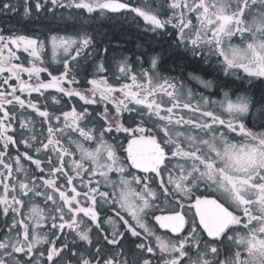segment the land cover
Wrapping results in <instances>:
<instances>
[{
    "label": "snow or ice",
    "instance_id": "snow-or-ice-1",
    "mask_svg": "<svg viewBox=\"0 0 264 264\" xmlns=\"http://www.w3.org/2000/svg\"><path fill=\"white\" fill-rule=\"evenodd\" d=\"M20 8L167 40L115 58L86 30L0 28V264H264V0L0 3ZM213 58L234 79H206Z\"/></svg>",
    "mask_w": 264,
    "mask_h": 264
},
{
    "label": "rangeland",
    "instance_id": "rangeland-1",
    "mask_svg": "<svg viewBox=\"0 0 264 264\" xmlns=\"http://www.w3.org/2000/svg\"><path fill=\"white\" fill-rule=\"evenodd\" d=\"M3 3H11L17 6L19 8L20 3L22 0H1ZM34 2V0H32ZM134 3H140L141 0H133ZM163 2V0H152V3L154 5H159ZM65 3H67V0H65ZM76 17L75 19L66 20L68 17ZM28 26V31H23V23H26ZM47 23L48 27H42V24ZM67 25L64 28L58 27L57 25ZM109 24V26H108ZM72 25H75V27H72ZM4 27L5 31L8 30H19L23 31L26 34L31 35H40L41 38L46 37L47 35L59 32L60 34H73L75 31H81L86 30L89 34L94 35L98 41H100L103 46H111L110 51L112 53V56L115 58H119L120 56H127L132 57L131 54L125 53V49L128 42L132 43L135 42L136 44L142 47L141 41H148L149 43L155 44L163 50V45L166 43L167 38H164L162 41V38L156 34L152 33L150 31H146V26L144 25V22L142 20L133 19L132 15L129 14L127 18L117 16L109 21H104L99 18L95 17H89L86 13H78V10L76 9H65V8H56L55 13L51 12H41V13H34V15L31 18H26L23 16V10L22 8L19 9L17 12H11L6 9H0V28ZM112 35H118L122 39L116 38L112 39ZM105 37H108V39H105ZM146 44V43H145ZM137 50L140 49L136 47ZM145 49V48H144ZM169 51H172L169 49ZM124 53V54H121ZM181 56V55H180ZM183 57V60L190 61V54L188 57ZM212 60H215L213 58ZM171 62V61H170ZM177 61H175L176 63ZM167 63V62H166ZM165 63V65H166ZM162 69L165 75H167L168 69L165 68ZM181 65L180 63H176V65H173V62L169 64V68H179L176 70L177 75L182 74V68L179 67ZM176 66V67H175ZM204 66H208V64H204ZM147 67V65H145ZM205 68V67H204ZM189 71V70H188ZM221 78L219 79L220 82L229 81L233 77H230L228 79L227 76L223 74V72L219 71ZM180 77V76H177ZM190 87L192 88H202L199 84H197L195 81H185ZM200 92V91H197ZM215 98V97H213ZM77 105H80L77 103L76 100H74ZM82 103V102H81ZM49 104L51 105V100L49 99ZM52 107H60L58 105H52ZM51 110V107H50ZM65 110H68V106L65 107ZM37 121H39V117H34ZM21 150H23V146H21ZM170 211V208L165 206L164 204L160 205V209L156 210V213L158 215ZM107 228H109L108 225H106ZM161 233V232H160Z\"/></svg>",
    "mask_w": 264,
    "mask_h": 264
},
{
    "label": "flooded vegetation",
    "instance_id": "flooded-vegetation-1",
    "mask_svg": "<svg viewBox=\"0 0 264 264\" xmlns=\"http://www.w3.org/2000/svg\"><path fill=\"white\" fill-rule=\"evenodd\" d=\"M22 26H23V31L24 30H27L28 31V26H27V21H26V23H23L22 24ZM58 27H65V26H67V25H64V24H62V25H57ZM108 26H109V24H108ZM42 27H45V28H47L48 27V24L47 23H44V24H42ZM22 31V32H23ZM116 38H119V39H122L121 37H119L118 35H112V37H111V40L112 39H116ZM140 42H141V48H140V46L138 47V45L136 44V47H138V48H140V49H138L137 50V48L135 47V42H132V43H130V42H128V44H127V46H126V48L125 49H121V50H124V52L125 53H129V54H131L132 55V57H134V54H139V52L140 51H142V50H148V49H150V48H155V47H159V46H157V45H155V44H152L151 45V43H149L148 41H146L145 43H144V41H141V39H140ZM111 47V46H110ZM145 48V49H144ZM121 54H124V53H121ZM125 55V54H124ZM178 56H180V55H177V57ZM114 57V56H113ZM180 57H182V56H180ZM93 58H95V53L93 52V54H92V56L91 57H89V60L90 59H93ZM171 61V62H170ZM172 62H174V60H169V61H167V63H166V65H165V68H167L168 69V71H167V75H172V76H181L182 74L180 73V74H178L177 75V73H176V70H178L179 68H174V69H172V68H169L168 66H169V64L170 63H172ZM212 64H213V71H214V75L213 76H205V78L206 79H214L215 77H219V79L221 78V75H220V73H219V70L217 69V68H215V60H212ZM173 65H176V63H173ZM87 67V62L86 61H82V64H81V76H83L84 75V73H83V68H86ZM176 67V66H175ZM203 67H205V68H208L209 67V65L208 66H204L203 65ZM187 70H191V68L189 67ZM230 77H228V79H229ZM232 79H234V78H232ZM237 83H240V81H237ZM195 91H200V92H202L204 95H208L209 94V92L210 91H212V90H205V89H203V88H193ZM260 86L258 85L256 88H251L250 89V92L251 93H253V94H255L256 95V97L257 98H259V96L261 95V93H260ZM35 95V94H34ZM42 100H43V98H41ZM75 99H73V100H71V101H69L68 100V98L67 97H65L64 98V100L62 101V104L63 105H65V107H67V106H70L71 104H76V102L74 101ZM77 105V104H76ZM79 106L80 105H77V107L79 108ZM169 212V211H168ZM165 213V212H164ZM163 214V213H162ZM156 215H158L157 213H156ZM161 215V214H160ZM150 222H152V223H154V221H150ZM105 228L106 229H108L107 227H106V225H105ZM157 228H158V226H157ZM158 231L159 232H161V234H166V235H171L170 233H167V230H164V229H158ZM69 240H71V237H69Z\"/></svg>",
    "mask_w": 264,
    "mask_h": 264
},
{
    "label": "trees",
    "instance_id": "trees-1",
    "mask_svg": "<svg viewBox=\"0 0 264 264\" xmlns=\"http://www.w3.org/2000/svg\"><path fill=\"white\" fill-rule=\"evenodd\" d=\"M0 3H3V1H1L0 0ZM2 28L4 29V27L2 26ZM174 60V62L173 63H175V61H177L176 63H180L181 65H184V64H189L190 63V61H188V60H183V57H180V56H178V57H176L175 59H173Z\"/></svg>",
    "mask_w": 264,
    "mask_h": 264
}]
</instances>
